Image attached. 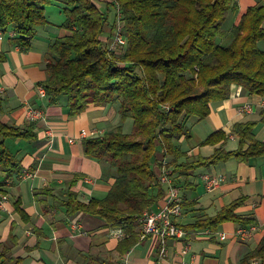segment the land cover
<instances>
[{
  "label": "trees",
  "instance_id": "16d2710c",
  "mask_svg": "<svg viewBox=\"0 0 264 264\" xmlns=\"http://www.w3.org/2000/svg\"><path fill=\"white\" fill-rule=\"evenodd\" d=\"M115 1L127 41L120 57L109 54L100 40L107 15L94 0H0V28L12 26L21 36L13 44L26 51L36 27L47 24L45 7L59 4L65 18L61 28L68 35L56 38L48 48L42 87L52 97L66 98L70 117L83 113L90 105L117 102L120 121H132L130 134L118 126L83 141L85 156L107 164L115 172L106 196L83 203L69 192L61 203L67 215L83 212L103 219L110 227L126 226L130 237L121 241L119 249L124 253L137 241L132 233L139 226L138 218L157 200L150 191L159 185L151 169L158 145L170 158L168 166L184 178L191 171L229 159L245 163L264 157V140H255L253 123L233 126L238 138L234 151L220 148L207 158H186L175 144L191 137L185 121L206 118L209 103L226 99L231 85L264 98V52L256 46L264 40V4L247 9L230 30V44L221 47L216 41L225 15L235 8V0ZM4 60L0 52V62ZM33 138L31 129L22 130L0 121V169L6 179L20 164L6 148L5 140ZM224 139L218 131L201 145H215ZM183 157L185 161L179 163ZM241 204L242 199L236 200L215 216L198 218L182 228L214 231L224 222L250 225L251 220L234 213ZM181 206L183 210L184 205ZM16 211H20L17 203ZM8 253L0 244V264H19ZM254 259L264 264V236L239 264H249Z\"/></svg>",
  "mask_w": 264,
  "mask_h": 264
},
{
  "label": "crops",
  "instance_id": "0c3cea01",
  "mask_svg": "<svg viewBox=\"0 0 264 264\" xmlns=\"http://www.w3.org/2000/svg\"><path fill=\"white\" fill-rule=\"evenodd\" d=\"M263 4L264 0H235V8L225 15L217 44L228 46L232 40L230 30L247 9ZM96 6L101 11L102 7ZM44 17L47 24L36 27L30 49L26 51L13 44L21 36L12 26L0 28V52L5 56L0 62V121L22 130L29 128L34 135L29 141L5 140L6 148L20 164L8 179L0 169V201L6 198L0 207V244L8 249L10 258L18 260L19 264H117L125 253H129L128 264H239L257 248L264 236L262 229L246 237L236 234L240 229L264 223V157L251 158L245 163L229 159L210 168L191 171L184 178L168 166L170 158L167 159L158 145L151 169L158 177L164 162L174 185L176 183L179 188L184 205L179 220L181 227L191 225L198 218L213 217L239 199L242 204L234 213L253 222L245 227L224 222L214 231L183 229L184 237L165 240L162 259H159L161 245L156 237L138 240L139 226L132 233L136 243L123 253L119 250L120 243L130 237L126 226L121 227L125 235L121 240L116 235L120 227H110L99 217L83 212L65 214L61 203L69 192L80 202L87 203L91 199H103L114 182L113 169L84 155L80 131L95 130L102 135L120 126L123 133L130 134L132 121H120L117 102L90 105L83 113L70 117L64 96L52 97L45 90V97H39V87L46 78L47 50L56 38L68 35L61 28L65 20L61 9L58 13L44 11ZM113 27L114 24L107 21L100 37L103 44H107ZM256 46L264 52V40L258 41ZM28 107L37 108L43 117L37 122H28L25 119ZM263 118L264 98L249 95L233 84L226 99L209 103L206 118L185 121L191 137L188 141L181 138L175 144L186 158H207L220 148L234 151L238 138L233 126L253 123L255 140L263 141ZM218 131L224 134V140L215 145H201ZM71 138L74 141L69 143ZM185 157L178 162H184ZM204 175L219 179V186L207 191L202 181ZM166 191L162 184L151 189V194L157 196L151 211L164 206ZM16 203L20 211H16ZM249 264H256L255 259Z\"/></svg>",
  "mask_w": 264,
  "mask_h": 264
},
{
  "label": "built area",
  "instance_id": "2783aa9c",
  "mask_svg": "<svg viewBox=\"0 0 264 264\" xmlns=\"http://www.w3.org/2000/svg\"><path fill=\"white\" fill-rule=\"evenodd\" d=\"M112 6L116 10V22L112 32L109 35V40L105 45L109 54L114 55L115 57H120L124 50L127 47V41L123 35V21L122 15L120 13L119 5L115 0H112ZM123 66V64H118ZM39 97H45V89L41 86L38 91ZM43 117L42 112L37 108L28 107L25 113V119L28 122L34 123L39 121ZM51 130V129H50ZM51 135V131H49ZM80 139H89L99 136V133L95 130L93 131H80ZM74 139H69L68 142L72 143ZM26 176L29 177L30 174L26 173ZM159 184H162L167 188V196L165 204L158 211H145L139 218L138 223L140 227V232L138 240H143L147 236H154L158 239L159 245H161L159 250V259H162L165 254L164 243L167 238L180 239L184 237L185 231L179 225V220L183 216L182 203L180 199L179 188L176 187L173 183V180L170 176V173L165 168V163L162 162V168L160 175L157 177ZM202 181L206 187L207 191H212L219 186L220 180L214 176L204 175ZM6 200L5 197L0 201L1 204ZM257 229L264 230V223L257 226H250L245 229H240L237 231V236L246 237L250 233L254 232ZM116 235L119 239L124 238L123 230L118 228L116 230ZM129 263V253H125L119 260L117 264H128ZM255 263L258 264L259 261L255 260Z\"/></svg>",
  "mask_w": 264,
  "mask_h": 264
},
{
  "label": "rangeland",
  "instance_id": "374dc122",
  "mask_svg": "<svg viewBox=\"0 0 264 264\" xmlns=\"http://www.w3.org/2000/svg\"><path fill=\"white\" fill-rule=\"evenodd\" d=\"M94 1L98 6L102 7L101 12L106 13L107 21L110 24H114L116 22V10L112 6L113 5L112 0H94ZM60 9H61V6L57 3H52L49 6L45 7L46 12H48L49 10H52L58 13ZM166 109H168L167 106H166Z\"/></svg>",
  "mask_w": 264,
  "mask_h": 264
}]
</instances>
